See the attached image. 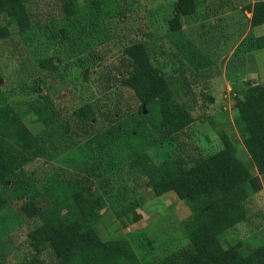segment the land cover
<instances>
[{
  "label": "rangeland",
  "instance_id": "1",
  "mask_svg": "<svg viewBox=\"0 0 264 264\" xmlns=\"http://www.w3.org/2000/svg\"><path fill=\"white\" fill-rule=\"evenodd\" d=\"M254 1L194 0V11L170 30L175 0H74L69 17L62 0H0V27L7 31L0 38V105L9 104L41 148L25 154L0 181V264L53 260L48 244L31 236L37 217L21 207L32 202L42 208L68 196L74 179L103 201L93 232L103 240H126L140 264H170L167 256L189 244L187 206L172 191L156 195L145 185V173L129 163L144 153L155 174L174 172L217 151L218 129L254 173L233 106L247 83H264V48L252 45L264 23L251 26L247 10ZM134 41L144 43L166 76L187 67V88L178 83L177 97L167 91L140 105L120 82L127 75L123 46ZM190 55L193 65L186 63ZM167 100L183 109L168 124L171 134L160 124ZM84 104L92 115L80 119L73 111ZM94 136L108 140L99 152L87 147ZM260 180L262 190L246 200L247 223L229 229L222 247L246 252L264 243V174ZM130 200L142 215L131 225L123 209ZM209 258L202 254L203 261Z\"/></svg>",
  "mask_w": 264,
  "mask_h": 264
},
{
  "label": "trees",
  "instance_id": "2",
  "mask_svg": "<svg viewBox=\"0 0 264 264\" xmlns=\"http://www.w3.org/2000/svg\"><path fill=\"white\" fill-rule=\"evenodd\" d=\"M73 1L62 0L64 16L75 14ZM175 1V14L167 20L170 30L179 29L181 16L191 14L195 7L194 0ZM247 10L251 26L264 23V0L252 2L247 5ZM6 35L7 31L0 27V38ZM144 36L149 37L150 34L146 32ZM252 45L256 49L264 48V33L254 36ZM123 54L127 75L120 82L134 92L140 105L166 95L167 91H172L177 97L173 88L178 87V83L187 88V67L181 69L177 76H166L152 64L142 41L123 46ZM191 57L186 58L188 65H193ZM182 92L186 94V91ZM206 98L211 101L209 96ZM170 101H163L165 104L160 107V124L166 127L183 112L181 106L172 108ZM233 106L237 112L235 122L241 123L243 128V146L254 156L252 161L256 169L264 172L261 170L264 167V83H247L242 97ZM73 113L80 119L92 115L88 104L79 106ZM171 130L168 127L167 132L171 134ZM214 130L221 147L207 156L191 158L186 167H179L174 172L155 174L154 164L144 153L133 157L129 165L145 173V185L156 195L172 191L190 212L185 219L188 218L191 223L186 228L183 224L189 244L178 253L167 256L170 264H264V243L241 252L238 246L222 247L219 242L218 235L222 231L245 218L248 181L252 176L235 155L234 146L226 133ZM116 137L112 135L113 139ZM88 143L90 151L99 152L108 145V140L101 141L94 136ZM40 151L27 126L12 113L9 104L2 103L0 181L20 165L25 154L37 155ZM70 185V194L49 206L41 208L32 202L22 205L21 209L26 215L35 216L39 221L31 231L34 242H46L53 256L50 263L34 259L30 264H71L73 261L79 264H140L126 240H103L91 229L90 224L97 215L96 209L103 205L101 196L87 192L88 188L85 191L78 179L71 181ZM138 206V202L130 200L123 209L133 214ZM203 253L210 255L207 261H203ZM174 257H180V260Z\"/></svg>",
  "mask_w": 264,
  "mask_h": 264
},
{
  "label": "crops",
  "instance_id": "3",
  "mask_svg": "<svg viewBox=\"0 0 264 264\" xmlns=\"http://www.w3.org/2000/svg\"><path fill=\"white\" fill-rule=\"evenodd\" d=\"M236 111V110H235ZM236 114H237V112H235V114H234V121H235V116H236ZM238 123V122H237ZM240 131L241 132H243V128H242V126H241V128H240ZM253 165H254V169H255V171H254V173H251V178L249 179V181H248V192H249V195H248V199L251 197V195H253L254 193H258L260 190H262V187H261V180H260V176L262 175V174H264V172H260V171H258L257 169H256V166H255V164H254V162H253ZM251 170V169H250ZM247 200V199H246ZM190 214V212H189V210L187 209V214L185 215V217L184 218H186L188 215ZM129 215V216H128ZM127 216H126V219H127V221L126 222H128L127 224H129V225H131V224H133V223H135L139 218H142V215L140 214V212H139V210H137V209H135L134 211H133V214H128ZM183 218V219H184ZM248 218H247V211H246V216H245V218L242 220V221H240V222H238V223H235L232 227H230V228H228V229H225L224 231H222L220 234H219V236H218V239H219V242L220 241H223L225 244H227V242L229 241V239H228V241L226 240V239H224V235L227 233V232H229L228 230L229 229H233V227L237 224V225H239V224H241V223H247V220ZM237 225H236V227H237ZM227 235V234H226ZM232 237V236H231ZM223 238V239H222ZM231 239V238H230ZM236 243H238V244H240V241L238 240V241H236Z\"/></svg>",
  "mask_w": 264,
  "mask_h": 264
}]
</instances>
